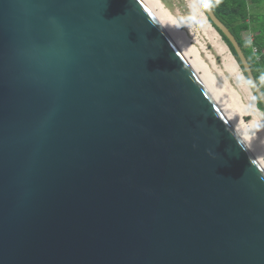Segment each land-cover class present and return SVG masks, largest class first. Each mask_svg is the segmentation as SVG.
<instances>
[{"label":"water","instance_id":"water-1","mask_svg":"<svg viewBox=\"0 0 264 264\" xmlns=\"http://www.w3.org/2000/svg\"><path fill=\"white\" fill-rule=\"evenodd\" d=\"M0 264H264V171L141 0H0Z\"/></svg>","mask_w":264,"mask_h":264},{"label":"rangeland","instance_id":"rangeland-1","mask_svg":"<svg viewBox=\"0 0 264 264\" xmlns=\"http://www.w3.org/2000/svg\"><path fill=\"white\" fill-rule=\"evenodd\" d=\"M157 1L168 11L179 30L184 33L189 41L193 50V54H190L189 59L193 60L195 56L200 62L199 74H202V71L206 70L222 88V91L230 97L228 99L234 105L233 111L237 113V117H239L241 123L245 126L249 136L254 138L257 146L261 149V153L257 151L258 154L262 155L261 157L264 162V128H262L263 130L257 129L256 125L261 122L256 116V110L252 107L251 101L239 83L236 73L228 64L227 52L222 50L223 45L229 50L227 44L219 34L221 42L211 37V34L204 30L200 22L195 3L200 2L201 6V0ZM252 7L250 5V8ZM242 38L252 39L253 34L245 32L242 34ZM229 52L232 55L230 50ZM256 108L258 109L257 104ZM258 111L264 120V113L259 109Z\"/></svg>","mask_w":264,"mask_h":264},{"label":"bare ground","instance_id":"bare-ground-1","mask_svg":"<svg viewBox=\"0 0 264 264\" xmlns=\"http://www.w3.org/2000/svg\"><path fill=\"white\" fill-rule=\"evenodd\" d=\"M141 2L148 8V10L156 17L161 26L165 29L173 43L185 57L200 82L207 90L215 104L218 106L226 120L229 122L231 127L234 129L238 137L241 139L245 147L249 150L250 154L254 157L256 162L259 164L261 169L264 171V162L262 160V155L258 154V151L261 153V149L257 146L253 137L249 136L248 131L245 126L241 123L237 113L233 111V104L229 102L230 97H228L223 91L222 88L216 83L213 77L206 71L203 70L202 74H199L200 62L194 56L193 60L189 59L190 54H193L192 47L189 44V41L185 37L184 33L181 32L176 25L175 21L172 19L168 11L157 1V0H141ZM200 3V2H199ZM198 2L195 3L197 13L203 28L206 32H209L211 37L216 39L218 42H221V38L218 35L217 31L209 23L205 13L202 10ZM222 50L227 52L228 64L231 69L236 73L239 83L242 85L245 90L248 99L251 101L252 107L256 110V116L258 117L260 124L256 125L257 129L264 128V120L262 119L261 113L256 108V99L244 77L240 67L234 57L230 54L226 46H222ZM263 130V129H262ZM260 130V131H262ZM258 150V151H257Z\"/></svg>","mask_w":264,"mask_h":264},{"label":"trees","instance_id":"trees-1","mask_svg":"<svg viewBox=\"0 0 264 264\" xmlns=\"http://www.w3.org/2000/svg\"><path fill=\"white\" fill-rule=\"evenodd\" d=\"M210 5L215 16L239 43L255 81L264 94V0H210ZM250 5L253 7L250 8ZM245 32L252 33L253 38H242ZM221 37L236 58L230 43ZM257 106L264 113V106L260 102Z\"/></svg>","mask_w":264,"mask_h":264},{"label":"built area","instance_id":"built-area-1","mask_svg":"<svg viewBox=\"0 0 264 264\" xmlns=\"http://www.w3.org/2000/svg\"><path fill=\"white\" fill-rule=\"evenodd\" d=\"M262 54L264 55V50L262 51Z\"/></svg>","mask_w":264,"mask_h":264}]
</instances>
